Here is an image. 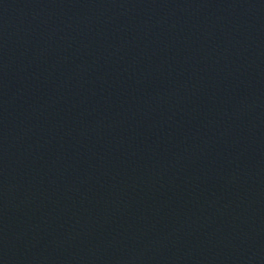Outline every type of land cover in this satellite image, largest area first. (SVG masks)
<instances>
[{"label":"water","instance_id":"1","mask_svg":"<svg viewBox=\"0 0 264 264\" xmlns=\"http://www.w3.org/2000/svg\"><path fill=\"white\" fill-rule=\"evenodd\" d=\"M0 264H264V0H0Z\"/></svg>","mask_w":264,"mask_h":264}]
</instances>
